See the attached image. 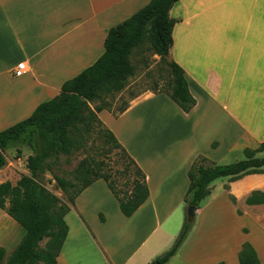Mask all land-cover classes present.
<instances>
[{"label": "crops", "instance_id": "crops-1", "mask_svg": "<svg viewBox=\"0 0 264 264\" xmlns=\"http://www.w3.org/2000/svg\"><path fill=\"white\" fill-rule=\"evenodd\" d=\"M149 1L0 0V132L91 66L108 30ZM169 15L175 23L166 59L185 72L196 105L186 114L165 94L146 92L122 112L97 113L144 173L149 196L125 217L103 180L86 187L64 218L57 264H149L183 226L192 161L202 155L234 163L264 142V0H179ZM20 62L26 72L14 77ZM254 191L264 192V174L211 182L187 238L165 264H239L244 243L264 264V204L246 203ZM19 227L0 209L4 264L23 237Z\"/></svg>", "mask_w": 264, "mask_h": 264}, {"label": "trees", "instance_id": "trees-1", "mask_svg": "<svg viewBox=\"0 0 264 264\" xmlns=\"http://www.w3.org/2000/svg\"><path fill=\"white\" fill-rule=\"evenodd\" d=\"M179 0H150L130 18L110 28L104 40L103 54L88 68L61 85L58 95L39 104L32 114L0 132V169L6 165L5 148L23 137L36 136L39 151L26 160L29 175H23L12 185L0 183V209L13 219L24 231L18 246L6 264H57V257L68 234L65 216L73 205L74 198L93 182L101 179L118 203L121 214L130 217L147 200L148 187L144 173L125 152L113 134L97 117L102 110H109L116 94L127 86L128 79L135 73L131 57L134 50L148 41L150 49L169 68L172 81L169 90L157 91L165 94L184 113L188 114L196 105L191 95L183 69L166 56L172 45V28L175 23L169 12ZM98 102L91 108V104ZM125 107L121 108L122 112ZM94 123L101 133L123 156V168L113 175L102 173L85 161L78 168L82 185L69 194L73 184L53 176L57 186L67 194V201H61L50 193L42 183L43 175L60 156L67 155L79 133V126L89 132ZM264 152V142L255 149H244V159L219 165L198 155L187 170L189 180L184 202L187 206L199 208L208 193V186L221 177L238 178L246 174H264V157H255ZM131 168L133 170L131 171ZM93 173L91 179L87 175ZM117 175H128L125 183L118 185L112 180ZM232 200V198H231ZM249 205L264 204V192L254 191L246 199ZM101 220L103 219L100 216ZM192 222L185 219L173 245L149 264H165L175 255L187 238ZM44 245L41 246V243ZM2 253L0 252V264ZM239 264H261L249 243L242 244L238 253ZM222 264V263H218Z\"/></svg>", "mask_w": 264, "mask_h": 264}, {"label": "rangeland", "instance_id": "rangeland-1", "mask_svg": "<svg viewBox=\"0 0 264 264\" xmlns=\"http://www.w3.org/2000/svg\"><path fill=\"white\" fill-rule=\"evenodd\" d=\"M131 62L135 73L128 79L126 88L112 99H108L110 103L109 111L113 114L119 113V110L126 107L131 99H136L146 92L154 93L169 90L170 88L172 77L169 68L161 61L158 55L153 53L148 41H145L134 50ZM97 103L95 102L91 106ZM82 129L83 127L79 126L80 132L74 135L76 143L70 153L60 155L52 163L50 170L42 177L43 186L61 201H67V194L57 186L53 176L71 182L74 186L70 189L69 194H72L83 183V178H79L77 174L82 161H85L90 166L94 165L102 173L111 175H113L115 170L123 168V156L106 140L101 133L102 128L97 123L93 124L89 132H85ZM28 138L23 137L5 148L6 165L0 169V183L8 181L15 185L21 176L29 175V171L26 168V160L30 155L39 151L40 145L35 135L32 136L30 142H28ZM241 158L243 157L241 156ZM132 170L133 168H131ZM92 177L93 173L87 175L88 179ZM127 178H129L128 175H117L112 180L120 185L125 183ZM187 207V205L184 207L185 214ZM43 245L44 242L41 243V246ZM175 262L173 261V263ZM1 264H4L2 260Z\"/></svg>", "mask_w": 264, "mask_h": 264}, {"label": "built area", "instance_id": "built-area-1", "mask_svg": "<svg viewBox=\"0 0 264 264\" xmlns=\"http://www.w3.org/2000/svg\"><path fill=\"white\" fill-rule=\"evenodd\" d=\"M27 69L25 62H20L17 64V66L14 68L12 74L14 77H21L23 74H25Z\"/></svg>", "mask_w": 264, "mask_h": 264}, {"label": "water", "instance_id": "water-1", "mask_svg": "<svg viewBox=\"0 0 264 264\" xmlns=\"http://www.w3.org/2000/svg\"><path fill=\"white\" fill-rule=\"evenodd\" d=\"M196 210H197L196 207H194V206H188L187 207V210H186V214H185L186 220H188L190 222H193V219H194V215H195Z\"/></svg>", "mask_w": 264, "mask_h": 264}]
</instances>
